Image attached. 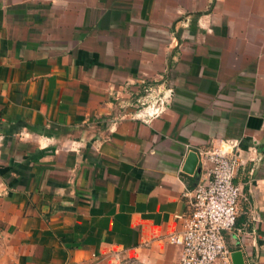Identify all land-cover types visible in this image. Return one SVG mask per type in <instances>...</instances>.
Returning a JSON list of instances; mask_svg holds the SVG:
<instances>
[{
  "label": "crops",
  "instance_id": "1",
  "mask_svg": "<svg viewBox=\"0 0 264 264\" xmlns=\"http://www.w3.org/2000/svg\"><path fill=\"white\" fill-rule=\"evenodd\" d=\"M230 141L226 246L264 264V0H0V264H180L201 152Z\"/></svg>",
  "mask_w": 264,
  "mask_h": 264
},
{
  "label": "built area",
  "instance_id": "2",
  "mask_svg": "<svg viewBox=\"0 0 264 264\" xmlns=\"http://www.w3.org/2000/svg\"><path fill=\"white\" fill-rule=\"evenodd\" d=\"M169 99L170 94L159 87H148L140 100L141 118L161 115ZM227 146L228 150L211 148L201 152L208 165V180L194 188L182 231L167 236L180 248V264H232L224 234L235 228L238 217L240 190L234 178L240 161L236 143L230 141Z\"/></svg>",
  "mask_w": 264,
  "mask_h": 264
},
{
  "label": "water",
  "instance_id": "3",
  "mask_svg": "<svg viewBox=\"0 0 264 264\" xmlns=\"http://www.w3.org/2000/svg\"><path fill=\"white\" fill-rule=\"evenodd\" d=\"M196 171L197 174L200 173V167L198 166V156L195 152H189L185 164V172L192 174ZM232 264H243V257L240 251H235L231 254Z\"/></svg>",
  "mask_w": 264,
  "mask_h": 264
}]
</instances>
